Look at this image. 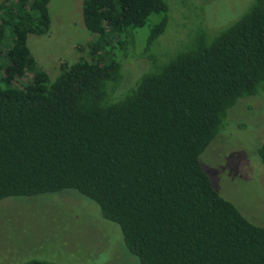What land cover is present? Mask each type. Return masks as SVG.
Returning a JSON list of instances; mask_svg holds the SVG:
<instances>
[{
    "label": "trees",
    "instance_id": "trees-1",
    "mask_svg": "<svg viewBox=\"0 0 264 264\" xmlns=\"http://www.w3.org/2000/svg\"><path fill=\"white\" fill-rule=\"evenodd\" d=\"M51 1L0 2V203L73 193L113 228L123 264H264V227L200 160L244 99L264 103V0L223 30L194 16L164 64L153 48L172 0H83L88 59L53 79L27 46L48 34ZM129 59L146 64L127 83ZM256 155L264 166V140ZM39 258L21 264H54Z\"/></svg>",
    "mask_w": 264,
    "mask_h": 264
},
{
    "label": "rangeland",
    "instance_id": "rangeland-1",
    "mask_svg": "<svg viewBox=\"0 0 264 264\" xmlns=\"http://www.w3.org/2000/svg\"><path fill=\"white\" fill-rule=\"evenodd\" d=\"M82 1L52 0L48 5L51 19L48 34L28 36L27 46L34 61L51 79L58 75L62 62L74 64L88 59L86 46L93 37L82 22ZM250 1L172 0L170 23L153 48L156 62L164 64L172 54L184 49L194 16L200 14L216 28L223 25V30L245 12L242 10ZM189 6L195 9L191 11ZM157 20L156 16L150 18L140 30L136 44H141L142 36ZM135 60L125 63L126 82L143 72L145 60ZM228 125L200 160L205 156L204 164L209 172H214L221 196L248 221L264 227V166L256 155L264 140L263 100L244 99L231 113ZM90 203H81L73 193L1 202L0 264H21L38 256L39 260L54 264H123L116 241L108 237L113 228L102 221L96 206Z\"/></svg>",
    "mask_w": 264,
    "mask_h": 264
}]
</instances>
